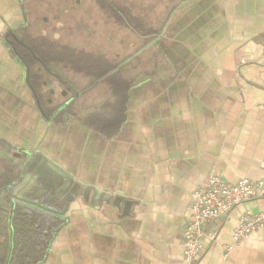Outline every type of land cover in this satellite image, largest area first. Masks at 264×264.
I'll return each mask as SVG.
<instances>
[{"label": "crops", "instance_id": "crops-1", "mask_svg": "<svg viewBox=\"0 0 264 264\" xmlns=\"http://www.w3.org/2000/svg\"><path fill=\"white\" fill-rule=\"evenodd\" d=\"M42 1L0 0V185L41 154L92 192L70 203L41 264H190L196 190L212 176L264 180V0H161L167 24L135 56L152 47L163 58L151 59L118 113L112 90H61L63 103L54 102L57 91L41 85L58 82L53 73L89 76L40 61L29 70L20 57L24 36L40 50L52 45L45 29L33 33ZM99 111L101 128L89 122ZM15 186H0V241ZM262 210L257 197L208 225L191 264H264V227L238 246L233 237L242 215Z\"/></svg>", "mask_w": 264, "mask_h": 264}, {"label": "trees", "instance_id": "trees-1", "mask_svg": "<svg viewBox=\"0 0 264 264\" xmlns=\"http://www.w3.org/2000/svg\"><path fill=\"white\" fill-rule=\"evenodd\" d=\"M104 7V10L120 26L130 28L143 38L158 33L157 29L145 23L143 17L134 14L132 6H129L127 2L107 0ZM165 12L167 16L169 12ZM166 24L167 18L164 19L160 29ZM21 42L24 46L21 45L18 52L29 70L36 67L35 64L40 61L44 67L53 72L52 68L54 67L52 65L59 63L63 64L66 70L93 77L94 85L100 82L105 83L114 92L115 102L110 106H116L113 109H116L117 113L119 112V106L124 104L126 100L127 91L133 86L131 81L123 75L121 62L96 56L86 50L78 51L65 45H56V42L49 38L48 43H52V45L48 44L46 51L43 48L42 50L39 49V39L33 38L30 42L23 39ZM132 57L130 56L125 60H130ZM66 109L68 110V108ZM100 112L93 114L89 122L101 128L105 118ZM111 118L112 122L116 116L112 115ZM22 178L23 174L16 171V175L10 177L9 180L7 177L3 179L5 182L0 185L1 190L11 191L13 186L21 182ZM40 178L39 186H35L36 188L32 190L28 198L30 201L13 196L12 208L10 211H3L7 223L1 228L5 232L4 239L0 241L1 264H41L45 260L57 233L66 223L64 214L60 213L63 211L59 203L61 199L54 192L62 181L61 177L50 170H45L41 173Z\"/></svg>", "mask_w": 264, "mask_h": 264}, {"label": "rangeland", "instance_id": "rangeland-1", "mask_svg": "<svg viewBox=\"0 0 264 264\" xmlns=\"http://www.w3.org/2000/svg\"><path fill=\"white\" fill-rule=\"evenodd\" d=\"M121 1L132 6L134 14L143 17L146 24L153 26L155 29L162 27L166 12L161 0L160 2L157 0ZM41 5H44L42 11H39L38 6L33 9L34 11L37 10L36 13H33L32 20L33 33L36 37L39 28H41L46 30L49 39L84 49L96 56H103L116 62H122L133 56L128 63L123 65L122 69L123 75L131 81L133 86L145 77L144 74L147 71L149 72L152 58H163V55L152 47L139 56L133 55L141 47L143 48L149 44L153 36L143 38L130 28L120 26L110 15L99 8L96 0H79V2H76V0H45L41 2ZM141 61L144 66L138 65ZM33 69H36V67ZM66 75L73 81L75 79L74 82L77 83L79 90L88 88L89 90L101 91L102 94L106 92L108 95L109 93V86L102 82L94 85L93 77L75 76L70 72H67ZM45 76L49 78V75ZM41 85L43 86L41 88L47 91H57L54 98L49 99H54V102L63 100L59 96L63 88L58 82L52 80L51 83H47L45 81ZM95 101H98V99L87 98L84 99L83 105L88 106L90 104V106H93Z\"/></svg>", "mask_w": 264, "mask_h": 264}, {"label": "built area", "instance_id": "built-area-1", "mask_svg": "<svg viewBox=\"0 0 264 264\" xmlns=\"http://www.w3.org/2000/svg\"><path fill=\"white\" fill-rule=\"evenodd\" d=\"M257 197H264V180L252 182L245 179L231 185L220 176L209 177L205 185L194 193L192 220L185 235L187 262L191 264L200 256L208 225ZM263 227L264 210L254 215H242L239 227L234 232V246L242 244L252 233Z\"/></svg>", "mask_w": 264, "mask_h": 264}, {"label": "water", "instance_id": "water-1", "mask_svg": "<svg viewBox=\"0 0 264 264\" xmlns=\"http://www.w3.org/2000/svg\"><path fill=\"white\" fill-rule=\"evenodd\" d=\"M46 169L54 172L63 180V184H61L57 193L58 198L63 199V201L66 203L65 209L60 212L61 214L66 213L68 206L74 200L78 198L88 200L92 192L91 189L75 182V179L68 172L41 154L36 156L29 155L25 175L22 181L14 187L13 194L19 199L30 201L29 199L25 198V196L35 188L40 174Z\"/></svg>", "mask_w": 264, "mask_h": 264}, {"label": "flooded vegetation", "instance_id": "flooded-vegetation-1", "mask_svg": "<svg viewBox=\"0 0 264 264\" xmlns=\"http://www.w3.org/2000/svg\"><path fill=\"white\" fill-rule=\"evenodd\" d=\"M106 1L107 0H96V3H97V5L99 6V8L104 12V13H106L107 15H110L109 13H107L105 10H104V6L106 5ZM76 2H79V0L77 1L76 0ZM111 16V15H110ZM112 17V16H111ZM113 18V17H112ZM114 19V18H113ZM115 20V19H114ZM115 22H116V20H115ZM117 23V22H116ZM118 24V23H117ZM24 40H26V38H25V36L24 37H22ZM28 41V40H27ZM21 44H22V46H24V44L21 42V41H19ZM53 76H55V77H57L58 78V83L62 86V88H63V90H62V92H64V95H66V94H69L70 92H73V93H75L76 91L75 90H78V86L77 85H74L72 82H70L69 81V79L67 78V76L65 75V74H61V76H60V74L58 75V74H56V73H53ZM64 77L63 79L61 78V77ZM39 79V76L38 75H33V77L31 78V81H33V83L35 84V82H36V80H38ZM63 102H61L60 104H62ZM60 104H58V105H60ZM67 107L68 109L69 108H71L72 107V104H69V105H63V107ZM33 156H36L35 154L33 155ZM28 162V161H27ZM46 170H48V169H46ZM45 171V170H44ZM43 171V172H44ZM41 175V174H40ZM39 178H40V176H39ZM23 179V178H22ZM22 181V180H21ZM38 181H39V179H38ZM38 183V182H37ZM61 184H63V180H62V182L60 183V185H59V187L58 188H56V191H58L59 189H60V186H61ZM37 186V185H36ZM32 192V191H31ZM30 195V193L29 194H27L26 196H25V198H27L28 196ZM28 199V198H27ZM65 207H66V203H65ZM65 207H64V209H65ZM63 209V210H64Z\"/></svg>", "mask_w": 264, "mask_h": 264}]
</instances>
